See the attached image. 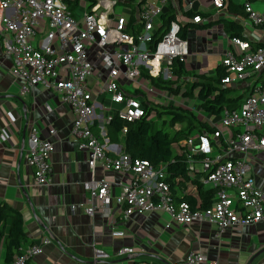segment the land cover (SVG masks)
Returning a JSON list of instances; mask_svg holds the SVG:
<instances>
[{
  "label": "built area",
  "instance_id": "1",
  "mask_svg": "<svg viewBox=\"0 0 264 264\" xmlns=\"http://www.w3.org/2000/svg\"><path fill=\"white\" fill-rule=\"evenodd\" d=\"M120 1L96 0L88 11L87 1L79 0L78 8L71 11L65 0H0V43L12 59L11 79L19 82L22 93L33 87L53 91L71 110L72 137L88 155L90 179L83 183L86 215L92 218L99 210L104 218H112L113 184L96 177L100 165L127 180L120 183L116 197L122 219L161 212L180 225L208 222L216 227V236L235 226H264V162L263 174L255 172L259 156L264 155V47L253 50L248 41L228 40L220 61L226 76L220 84L238 91L240 101L235 108L224 107L218 115L203 117L206 129L179 142L188 179L182 182L167 171V165L132 159L121 147L100 140L105 136L103 126L114 115L127 123L141 119L151 96L164 100L154 105L173 104V94L159 90L152 80L171 84L176 79L174 62L185 63L190 55L180 37L182 23L175 19L166 25L161 19L174 0H156L154 5L146 0L135 6L133 28L131 10ZM184 1L191 10V3ZM210 1L216 9L225 8V0ZM244 8L249 25L261 29L264 12L254 11L249 3ZM190 23L201 24L202 18L194 16ZM96 65L103 76L94 86ZM106 110L110 113L102 114ZM6 140L0 133V144ZM28 142L27 164L34 182L47 186L53 144L41 137L36 126L30 128ZM113 235L124 233L113 231ZM48 243L44 237L39 245L19 250L10 264H25ZM132 253L123 249L118 256ZM94 256L107 258L99 249ZM170 264L216 263L190 252Z\"/></svg>",
  "mask_w": 264,
  "mask_h": 264
},
{
  "label": "crops",
  "instance_id": "2",
  "mask_svg": "<svg viewBox=\"0 0 264 264\" xmlns=\"http://www.w3.org/2000/svg\"><path fill=\"white\" fill-rule=\"evenodd\" d=\"M186 1L191 3L192 11L208 15L201 17L202 23L192 25L186 33L190 55L184 63L185 69L190 61L191 65L201 61V70L192 74L210 75L220 65L229 44L224 19L241 23L248 42L264 44V29H253L246 17L229 15L226 8L216 9L210 0ZM245 2L230 0L232 6ZM185 3L184 0L172 1L164 14L174 15L182 25L189 23L191 18L184 17L189 11ZM249 5L256 12H264V0H252ZM79 9L78 15L83 8ZM209 23L211 25L207 26ZM11 66L12 59L4 53L0 43V133L7 137L0 144V203H6L22 215L27 243L21 250L31 246L29 244L39 245L44 237L49 239L41 254L28 259L30 264H170L190 252L201 253L216 264H264L262 224L235 226L216 236V227L208 222L180 225L161 212L134 214L122 219L116 197L121 191L120 183L125 184L127 180L119 173L104 171L100 165L96 167V177L113 184L110 191L112 218H104L99 210L92 218L86 215L87 193L83 183L90 179L88 155L78 148L72 137L71 110L53 91L33 87L22 93L19 82L10 77ZM102 76L96 65L92 85L97 86ZM109 113L106 110L102 114ZM32 126L53 144L50 182L44 187L35 184L33 170L27 164L28 132ZM51 130L55 135H49ZM103 130L105 132L104 126ZM100 140L106 146L117 145ZM258 161L255 172L261 176L264 155L259 156ZM3 229L7 232V223ZM113 231H122L124 235L116 237ZM96 249L103 251L107 258L95 259ZM123 249H131L132 255L118 256ZM3 261L4 252L0 248V264Z\"/></svg>",
  "mask_w": 264,
  "mask_h": 264
},
{
  "label": "trees",
  "instance_id": "3",
  "mask_svg": "<svg viewBox=\"0 0 264 264\" xmlns=\"http://www.w3.org/2000/svg\"><path fill=\"white\" fill-rule=\"evenodd\" d=\"M88 7L91 9L92 4L96 0H86ZM146 0H123L120 4H124L129 10H131L130 27L133 28L134 17L133 13L136 9L135 6L141 5ZM252 0H246L245 3H249ZM68 8L73 11L78 8L79 0H65ZM245 3L240 6H232L230 0L224 2V7L229 15L239 16L240 18H247L245 13ZM194 16L207 17L200 11L189 10L184 13V17L187 19ZM163 23L168 25L170 21L175 20V16L172 14H163L161 16ZM224 24V30L229 39L238 38L243 41H247L244 35V29L241 23L231 20H222ZM190 22L185 23L180 31V37L186 38L188 28H192ZM211 25L209 23L207 26ZM137 28V27H136ZM264 29V25L261 26ZM252 49L255 50L260 47H264L261 42H249ZM173 73L175 81L171 84L160 83L152 80V84L159 88V90H166L171 94L178 95L181 92L183 98L196 97L199 103L200 111L206 116L218 115L224 107L235 108L240 101V97L234 94L235 89L228 86H222L220 84L221 79L226 76V70L221 65L216 66L214 72L210 75L202 74H190L185 69V64L175 61L173 64ZM191 78V79H190ZM197 90V94H195ZM145 102V101H144ZM149 103H144V115L141 119L132 123H127L119 119L114 115L107 125H104L105 136L103 140H107V143H114L121 146V152L129 155L132 159H139L149 161L152 165L158 166L159 164L167 165V171L172 174L173 177H179L183 179L182 182H187L184 165V157L179 146V142L188 137L191 132H200L206 129V124L198 118V115L192 110L176 106L173 104L161 105L162 110L158 111L155 107ZM156 111V117L167 116L169 126L174 124H182L183 128L179 132H175L171 135L168 131L161 128H156L153 125L152 119L150 120V112ZM166 120H163V125ZM123 129L126 131L123 132ZM94 131L98 134L99 130L97 125L94 127ZM178 182V181H177ZM198 190L199 187H198ZM176 199H180L177 196V192H173ZM186 198H183L185 200ZM181 201V199H180ZM8 224L7 232L4 231L3 225ZM23 230L22 215L16 209L8 206L6 203H0V248L4 252L3 264H10L16 253L23 247H26L27 239ZM32 246V244H29ZM25 264H30L29 260Z\"/></svg>",
  "mask_w": 264,
  "mask_h": 264
},
{
  "label": "rangeland",
  "instance_id": "4",
  "mask_svg": "<svg viewBox=\"0 0 264 264\" xmlns=\"http://www.w3.org/2000/svg\"><path fill=\"white\" fill-rule=\"evenodd\" d=\"M147 3L154 5L156 3V0H147ZM220 61H221V59H220ZM197 62L198 63H194L193 65L190 64L191 61H190V63H187L186 70L189 74H192L195 70H201V68H200L201 61H197ZM95 75H96V73H95ZM195 94H197V90H195ZM234 94L238 95L239 92L235 91ZM169 97L171 98L170 95H169ZM148 100L151 102L152 106H154L156 100L161 102V103H162V101H164L161 98H157L156 96H151L148 98ZM172 102L176 106L185 107V108L192 110L194 113H196L198 115V118L200 120H202L203 117L206 116L205 114H203L200 111L199 103L197 102L196 97L183 98L181 95V92H180V94L174 95V99ZM165 104L168 105L169 102L165 101ZM155 107L157 108L158 111L163 109L161 105H157ZM156 113H157L156 111L152 110L150 112V117H149L150 120L152 119L154 127L161 128L165 131H168L171 135H173L175 132H179V130L183 128V125L179 124V123L174 124L173 126H169V123H168L169 118L167 116L165 117L164 115L161 116V118L156 117L157 116ZM163 120H166V123L164 125H163ZM190 134L191 135L195 134V131L191 132Z\"/></svg>",
  "mask_w": 264,
  "mask_h": 264
}]
</instances>
